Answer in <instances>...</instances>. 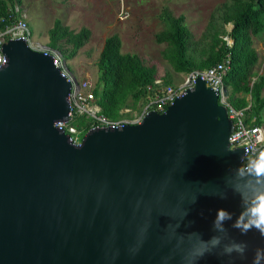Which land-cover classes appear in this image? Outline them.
<instances>
[{
	"label": "water",
	"instance_id": "1",
	"mask_svg": "<svg viewBox=\"0 0 264 264\" xmlns=\"http://www.w3.org/2000/svg\"><path fill=\"white\" fill-rule=\"evenodd\" d=\"M1 52L0 264H264V235L243 230L264 175L239 168L205 82L75 147L54 128L71 85L52 59L19 40Z\"/></svg>",
	"mask_w": 264,
	"mask_h": 264
},
{
	"label": "trees",
	"instance_id": "2",
	"mask_svg": "<svg viewBox=\"0 0 264 264\" xmlns=\"http://www.w3.org/2000/svg\"><path fill=\"white\" fill-rule=\"evenodd\" d=\"M15 5L21 6L22 0H0V32L17 17L11 14ZM161 21L164 28L155 35V42L166 44L161 56L172 70L187 75L209 69L229 57V71L224 77L229 102L235 109H243L248 105L245 96L249 93L251 107L246 112V121L262 126L264 66L262 74L253 82L251 79L258 60L252 48V37L264 32V0H226L213 9L198 38L191 33L183 15L175 17L165 10ZM227 26H231L230 30ZM89 35L87 29L73 33L55 20L48 31L47 45L60 51L65 59H71ZM224 38L230 39L232 44L228 45ZM96 66L95 103L100 107V113L111 121L121 119L124 115L120 112L125 108L137 110L146 95V88L157 78L155 66L144 65L135 54L121 53V40L117 34L105 38ZM162 80L171 84L169 75ZM74 124L87 126L83 118H78Z\"/></svg>",
	"mask_w": 264,
	"mask_h": 264
},
{
	"label": "rangeland",
	"instance_id": "3",
	"mask_svg": "<svg viewBox=\"0 0 264 264\" xmlns=\"http://www.w3.org/2000/svg\"><path fill=\"white\" fill-rule=\"evenodd\" d=\"M226 0H22L34 41L47 44V32L59 20L73 33L90 31L86 43L71 59H65L73 74L88 79L92 86L98 78L97 60L105 38L117 34L122 54L137 55L144 65L155 66L157 78H171L172 85L183 81L185 74L175 73L162 58L166 44H157L155 35L163 30L162 12L183 15L185 23L198 38L208 23L213 9ZM230 30L231 26H227ZM229 43L232 41L229 39ZM262 61L255 65V75L262 72ZM251 80L248 82L250 88ZM249 97V93L246 97ZM264 96V93H263ZM229 98V97H228ZM230 101V100H229ZM139 108V107H138ZM264 128V108L260 112Z\"/></svg>",
	"mask_w": 264,
	"mask_h": 264
},
{
	"label": "built area",
	"instance_id": "4",
	"mask_svg": "<svg viewBox=\"0 0 264 264\" xmlns=\"http://www.w3.org/2000/svg\"><path fill=\"white\" fill-rule=\"evenodd\" d=\"M11 14L17 15V17L15 16V19L0 32V57L5 58L1 52L4 43L8 40H19L24 42L31 51L49 56L52 59L53 66L71 85L68 96L69 113L67 119L54 124V128L64 133L71 145L80 146L84 135L91 129L122 128L126 125H137L150 112L164 113L177 98L181 97L187 90L193 89L197 80H201L217 93L218 104L226 110L231 123L229 146L231 149L240 148L243 152L239 168L247 169L260 154H264V128L247 123L246 112L249 110V106L238 110L229 102L228 92L224 87V77L229 71V57L209 69L193 71L185 75L183 81L178 85L165 84L162 78H156L154 83L146 88V95L137 110L125 108L120 112L124 115L121 119L111 121L100 113V107L95 103L93 94L95 86H92L88 79L77 78L60 51L33 40L27 15L19 5L14 6ZM224 39L230 45L229 39ZM5 65H0V68ZM78 118H83L87 126H76L74 122Z\"/></svg>",
	"mask_w": 264,
	"mask_h": 264
},
{
	"label": "clouds",
	"instance_id": "5",
	"mask_svg": "<svg viewBox=\"0 0 264 264\" xmlns=\"http://www.w3.org/2000/svg\"><path fill=\"white\" fill-rule=\"evenodd\" d=\"M6 64L4 57H0V65ZM249 170L256 176L264 175V154H260L257 159L251 162ZM250 213L254 219L243 225V230H249L250 226L257 228L261 235H264V190H256L253 194V204ZM224 210H218L217 219L223 218ZM255 264V260H254Z\"/></svg>",
	"mask_w": 264,
	"mask_h": 264
},
{
	"label": "crops",
	"instance_id": "6",
	"mask_svg": "<svg viewBox=\"0 0 264 264\" xmlns=\"http://www.w3.org/2000/svg\"><path fill=\"white\" fill-rule=\"evenodd\" d=\"M47 35H48V32H47ZM232 44V42L230 43V45ZM252 48L255 50V52L257 53V57H258V60H257V63L255 64V65H257V64H259V62H263L262 63V67L261 68H263V66H264V32H262V33H260V34H258L257 36H255V37H252ZM255 67V66H254ZM253 74H254V76H253V78L251 79L252 80V82L256 79L255 77L257 76V75H261L262 74V72L261 73H258V74H256L255 75V73H254V68H253ZM250 85H252V83L250 84ZM263 93H264V90L262 91V96H263ZM229 96V95H228ZM264 97V96H263ZM245 100L248 102V105L246 106V107H248L249 106V110H250V107H251V98H250V96L248 97H246L245 96ZM245 107V108H246ZM252 121V120H251ZM262 126H263V124H262Z\"/></svg>",
	"mask_w": 264,
	"mask_h": 264
}]
</instances>
